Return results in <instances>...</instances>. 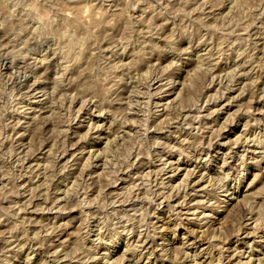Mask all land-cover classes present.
Segmentation results:
<instances>
[{
  "label": "rangeland",
  "instance_id": "rangeland-1",
  "mask_svg": "<svg viewBox=\"0 0 264 264\" xmlns=\"http://www.w3.org/2000/svg\"><path fill=\"white\" fill-rule=\"evenodd\" d=\"M0 25V264H264V0H0Z\"/></svg>",
  "mask_w": 264,
  "mask_h": 264
},
{
  "label": "clouds",
  "instance_id": "clouds-1",
  "mask_svg": "<svg viewBox=\"0 0 264 264\" xmlns=\"http://www.w3.org/2000/svg\"><path fill=\"white\" fill-rule=\"evenodd\" d=\"M5 6L12 5L14 3V0H4ZM3 25H0L2 27ZM103 114V113H101ZM100 127H103V125H100ZM228 177H223L219 183L224 184L227 181ZM101 232L97 236V239L95 240V244H105V243H114L116 239L118 238L115 233L119 231V220H114L111 225H109L107 222H104L101 224Z\"/></svg>",
  "mask_w": 264,
  "mask_h": 264
},
{
  "label": "bare ground",
  "instance_id": "bare-ground-1",
  "mask_svg": "<svg viewBox=\"0 0 264 264\" xmlns=\"http://www.w3.org/2000/svg\"><path fill=\"white\" fill-rule=\"evenodd\" d=\"M35 9V8H34ZM68 36V35H67ZM78 40V39H77ZM71 50V49H70ZM57 76V75H56ZM59 79V78H58ZM223 92V91H222ZM225 95V94H224ZM78 101V100H77ZM126 110V109H125ZM230 114V113H229ZM136 124V123H135ZM108 142V141H107ZM90 151V150H89ZM168 184V183H167ZM253 231V230H252ZM202 235V234H201ZM104 262V261H103ZM261 263V262H260ZM212 264V263H211Z\"/></svg>",
  "mask_w": 264,
  "mask_h": 264
}]
</instances>
